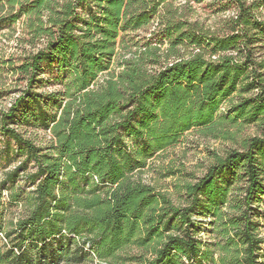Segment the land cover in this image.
<instances>
[{
  "label": "trees",
  "instance_id": "16d2710c",
  "mask_svg": "<svg viewBox=\"0 0 264 264\" xmlns=\"http://www.w3.org/2000/svg\"><path fill=\"white\" fill-rule=\"evenodd\" d=\"M176 1L0 0V31L24 19L31 42L45 41L17 69L26 90L0 111L5 148L22 159L2 185L20 177L33 185L29 193L16 189L21 196L12 192L27 204L10 231L0 217L9 239L0 236V264L56 260L67 241L78 245V260L92 262L89 243L109 264H211L212 240L200 234L213 217L224 223L227 242L240 246L238 264H264V135L217 156L187 186L185 207L136 177L187 132L215 133L233 114L249 123L264 118V56L256 51L264 0H231L238 12L224 34L178 16ZM155 21V45L134 43ZM49 68L67 76L63 88L36 91ZM21 123L49 130L48 145L28 138ZM241 175L245 207L228 219L229 190Z\"/></svg>",
  "mask_w": 264,
  "mask_h": 264
},
{
  "label": "rangeland",
  "instance_id": "374dc122",
  "mask_svg": "<svg viewBox=\"0 0 264 264\" xmlns=\"http://www.w3.org/2000/svg\"><path fill=\"white\" fill-rule=\"evenodd\" d=\"M173 5L174 11L179 9L178 16H182L190 22H200L219 34L230 32L231 19L236 17L238 12L236 5L231 0H206L200 4L191 3L189 5L185 0H179ZM260 11L259 17L264 19V9L261 8ZM5 13L6 11L2 12V14ZM157 24L158 21H155L150 28L139 30L134 43L142 45L151 40L150 42L155 45L158 36L153 35L152 31L158 27ZM134 43L131 45L132 51H137L139 46H134L136 45ZM44 45V40L31 42V37L25 31L24 19L4 25L0 31V111L9 109V103L26 90L27 77L17 69L26 62L32 53ZM167 46L168 44L165 43L162 49H166ZM256 51L259 57L264 56V42L256 44ZM50 77H52V81L44 80ZM66 79L65 74H56L49 68L45 70V75H42L43 81L36 84L34 89L38 92L59 90L63 88ZM262 119L264 118L260 116L256 122L249 123L237 119L236 114H233L223 119L215 133L206 135L199 131L187 132L181 137L177 146L168 148L153 157L147 168L141 173H137L136 177L143 183L153 185L158 191L168 194L174 205L185 207L191 202L187 186L198 182L205 175L208 167L215 162L217 156H223L231 149L241 150L250 138L264 135ZM19 130L39 145L46 146L51 140V133L42 126L21 123ZM21 161L20 157L7 151L4 138L0 135V217L3 220L5 231H10L17 220L26 213V201L14 202L12 192L20 195L22 192L20 190L17 192L16 189L21 188L26 193L33 190V185L22 177L17 180L15 186H12L11 183L5 187L2 185L6 173L13 170ZM35 169L33 164L29 165V170ZM247 185V179L241 175L231 186L228 204L224 209L226 218L234 217L244 210ZM261 210L264 218V205L261 206ZM207 222H203L204 229L209 227V230L204 233V239H211L213 243L210 247V263L238 264L236 256L241 248L237 244L227 242L224 223L219 217H213L211 225L208 227ZM262 232L264 233V225ZM1 237L4 243H8L9 239ZM32 249L35 258L39 255L38 249L35 247ZM62 249V254H57L56 260L49 255L47 256L49 260L47 259L48 261L44 264H92L87 257L83 260L77 259L79 251L76 243L67 241ZM149 258L152 256L149 255ZM42 259L46 261V255L42 256ZM37 262H39V258L34 264Z\"/></svg>",
  "mask_w": 264,
  "mask_h": 264
},
{
  "label": "built area",
  "instance_id": "2783aa9c",
  "mask_svg": "<svg viewBox=\"0 0 264 264\" xmlns=\"http://www.w3.org/2000/svg\"><path fill=\"white\" fill-rule=\"evenodd\" d=\"M12 103H13V102L9 103V107L12 106ZM223 110H225V109L223 108ZM194 219H195V217H194ZM0 236H3V235L0 234ZM73 236H74V234L71 235V237H73ZM204 236H205V234H204V232H202V233L200 234V237L204 239ZM77 238H78V237H77ZM85 250L89 253L90 258L92 259V262H91L92 264H109L108 261L99 258V257L93 252V250H92V248L90 247V244H89V243H87V244L85 245Z\"/></svg>",
  "mask_w": 264,
  "mask_h": 264
}]
</instances>
